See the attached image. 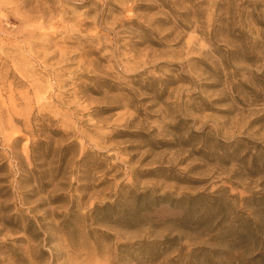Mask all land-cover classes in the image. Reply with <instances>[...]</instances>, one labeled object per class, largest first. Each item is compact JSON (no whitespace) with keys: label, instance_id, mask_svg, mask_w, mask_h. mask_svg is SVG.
<instances>
[{"label":"rangeland","instance_id":"rangeland-1","mask_svg":"<svg viewBox=\"0 0 264 264\" xmlns=\"http://www.w3.org/2000/svg\"><path fill=\"white\" fill-rule=\"evenodd\" d=\"M0 264H264V0H0Z\"/></svg>","mask_w":264,"mask_h":264}]
</instances>
